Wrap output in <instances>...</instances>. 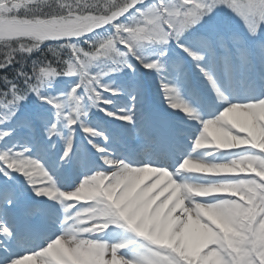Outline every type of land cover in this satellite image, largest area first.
<instances>
[{
  "label": "snow or ice",
  "instance_id": "snow-or-ice-1",
  "mask_svg": "<svg viewBox=\"0 0 264 264\" xmlns=\"http://www.w3.org/2000/svg\"><path fill=\"white\" fill-rule=\"evenodd\" d=\"M0 264H264V0H0Z\"/></svg>",
  "mask_w": 264,
  "mask_h": 264
}]
</instances>
